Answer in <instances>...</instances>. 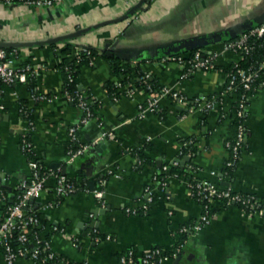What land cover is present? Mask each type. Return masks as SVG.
I'll use <instances>...</instances> for the list:
<instances>
[{
    "label": "crops",
    "instance_id": "crops-1",
    "mask_svg": "<svg viewBox=\"0 0 264 264\" xmlns=\"http://www.w3.org/2000/svg\"><path fill=\"white\" fill-rule=\"evenodd\" d=\"M141 1L63 0L51 7L0 1V47L8 49L16 67L31 64L37 68L31 76L35 93L27 82L1 88L0 219L7 200L14 199L20 183L32 175L20 144L23 133L28 132L36 157L81 186L56 204L55 180L48 177L45 190L32 203L47 220L43 235L50 236L53 249L78 263L121 264L120 255L129 249L138 256L154 247L170 251L179 240L180 228L200 218L203 204L190 197L185 176L168 179L147 215L126 213L127 207L144 202V189L156 175L159 161L173 164L190 156L184 167L193 171L194 179L222 185L229 182L234 192L264 200V88L249 99L246 148L233 177H228L223 173L230 155L226 142L235 130L231 119L219 118L222 111L229 112L236 95H224L221 108L191 114L182 113L183 108L165 97L161 100L164 119L156 113L140 118L138 103L146 99L145 90L139 87L133 97H111L109 85H117L125 77L115 72L112 62L99 58L94 66H83L77 78L81 89L101 102L99 117L80 128L81 142L90 146L82 156L69 160L68 129L80 123L83 113L64 96V74L57 55L60 49L70 45L74 56L80 47L109 48L112 56L120 59L146 58L149 60L141 68L156 78L160 88L179 91L189 99L209 98L223 93L226 68L240 56L223 52L216 69L197 70L182 78V67L163 59L165 52L196 38L214 34L224 38L244 25H252L247 30L252 29L264 15V0H147L131 12ZM224 43L217 41L203 49L222 52ZM180 52L187 55L190 51ZM38 95L47 98L36 99ZM19 99L27 100L32 109L31 129L21 116ZM106 132L112 133L110 138L92 145ZM189 137H195L198 152L180 157ZM146 142L151 143L146 155L156 164L138 169L132 150ZM100 143L98 151L87 153ZM97 161L103 165L90 175ZM89 181L95 184L91 186ZM92 187L102 188L103 201ZM211 212V222L188 237L180 260L162 264H264V216L249 215L238 205L225 206L219 201L212 202ZM55 225L64 230L53 232ZM94 231L111 235V239L97 241ZM2 260L0 252V264ZM16 264L35 263L22 258Z\"/></svg>",
    "mask_w": 264,
    "mask_h": 264
},
{
    "label": "built area",
    "instance_id": "built-area-1",
    "mask_svg": "<svg viewBox=\"0 0 264 264\" xmlns=\"http://www.w3.org/2000/svg\"><path fill=\"white\" fill-rule=\"evenodd\" d=\"M7 4L22 3L32 6L51 7L55 4L62 2L63 0H0ZM136 16L134 15V18ZM264 23L258 25L250 30L249 33H243L235 39L225 41L222 52H208L205 49H197L192 54H179L177 56L163 57L165 60H173L179 63L182 67V78L190 77L197 70L210 71L217 67L216 60L221 56L223 52L232 51L236 55L242 57L245 53H248L252 47L249 45L248 40L251 35H263ZM80 47L76 50L77 56ZM96 58L91 59L90 66L96 64ZM239 61V60H238ZM238 61L234 63L237 65ZM264 68V61L260 65ZM37 70L33 65L26 64L21 67H16L12 61L11 53L5 47H0V82L4 85H12L18 82H27L29 75H33ZM238 76L231 75L230 84L228 90L236 91L235 86L238 79L245 92L239 98V110L238 115L240 117H246V100H248L253 94V84L259 75V69L252 66L248 69H239L237 71ZM150 73L146 72V77H149ZM70 80L74 79L70 77ZM264 84V82H263ZM118 91L121 96L133 97L136 90L139 87H133L134 83L118 81ZM145 90L147 97L144 101L138 103L139 117L144 118L149 113L159 114L162 110L161 100L165 97L170 98L175 105L186 112L184 114H191L196 112L211 111L218 107H222L224 103L223 92L221 95H213L209 98H196L194 103L191 104L190 99L179 91H175L166 87L154 89L153 85L147 87H140ZM2 89L0 88V96ZM64 96L71 102H76L77 106L82 111V118L80 123L76 126H72L68 129L70 145L67 150V154L70 161L82 156L90 144H84L81 142L79 130L96 120V117L91 109V99H87L83 92L77 91L72 94L66 90ZM36 99H46L45 96H34ZM237 97V94H236ZM117 99V98H116ZM2 107V106H1ZM246 120L242 121L236 134L226 142V147L230 152L229 158L226 161V167H232L237 164L238 159L242 157L243 144L246 140ZM29 129L32 128L33 120L28 121ZM28 132L23 133L21 137V150L26 155H32L29 159V166L32 171L30 181H22L19 185L22 193L17 196V200L14 204L7 207L5 215L0 219V252L2 254L1 264H16L19 259L27 258L33 261L35 264H77L65 256L58 254L52 246V241L43 235L44 224L38 216V212L32 208L31 199H38L46 188V182L48 177H53L55 180L54 193L55 203L59 204L62 199L78 192L81 186L76 182L69 179L60 170H52L45 166V164L36 157L35 149L32 141L28 139ZM111 132L103 133L98 137L92 145L102 142L106 138H110ZM184 142V145H187ZM74 145H77L74 147ZM141 160L135 157V165L137 168L140 166ZM173 165H178V162H174ZM169 164L163 166V171L170 177H179L177 174H169ZM45 170L44 172H41ZM216 175V172H212ZM157 185L156 175L153 177L151 184H148L144 189V202L139 207H127L126 213L132 215H147L151 206L156 201L155 198L159 197L160 191H164ZM164 187L167 182H163ZM186 185L190 197L203 201V213L199 219L193 221L190 224L183 225L179 233L180 234H194L200 232L206 225L211 222L213 213L211 212V204L214 201H219L225 206L238 205L244 212L249 215L264 216V203H260L258 198L253 194H243L241 192H234L229 186L220 184L218 181L213 180H201V179H186ZM94 195L103 201L102 188L94 189ZM53 202V203H54ZM52 203V204H53ZM54 203V204H55ZM171 214V212H170ZM37 229V230H36ZM39 229V230H38ZM34 230V233L32 232ZM53 232L63 231L64 228L59 225L52 227ZM94 239L102 241L105 239H111V235H105V239H102L98 234V231H94ZM33 238V239H32ZM184 243H179L172 250L165 251L160 247H154L138 256L133 249H129L125 253H122L119 257L121 264H162L164 261L175 259L181 253Z\"/></svg>",
    "mask_w": 264,
    "mask_h": 264
},
{
    "label": "trees",
    "instance_id": "trees-1",
    "mask_svg": "<svg viewBox=\"0 0 264 264\" xmlns=\"http://www.w3.org/2000/svg\"><path fill=\"white\" fill-rule=\"evenodd\" d=\"M250 30L251 29L245 31V33H249ZM235 38H232V39H235ZM232 39H228V40H232ZM248 43L252 47V49L248 53H245L242 57H240L237 65L235 63H233L231 66L226 68L227 81H226L223 92L225 93V95H228L230 97H233L234 95L237 94V97H236L235 101L233 102L229 112L226 113V111H222L220 113L219 119H220V121H222L226 118H229L232 120V125H233L234 130H235L234 135L237 132V128H238L239 124L242 121L246 120L247 109H246V117H240L238 115L239 98L245 92V90L243 89L242 85L239 83L238 79H237L236 84H235V86L237 87V90L236 91L228 90L231 75L234 74V75L238 76L237 71L239 69H248V68L254 66V67L259 69V75H258L257 79L255 80V82L253 84V89L251 90L250 93L255 94L259 89L264 88V84H263V82H264V68L260 67L261 63L264 61V34L261 36L251 35L249 37ZM107 51H108V49H104V50L100 51L97 48L84 47L83 49L79 50V53L77 56L76 55L72 56L73 50H72L71 46L68 45L66 48L60 49L58 51V54H57L60 57L59 68L61 69V71L64 74V89H63L64 91L63 92H65L66 90L70 91L72 94H74L77 91L83 92V94L85 95V97L87 99H91L90 106H91V109H92L96 118L99 117L101 102L97 99H92L91 93H89V92L87 93L86 91L82 90L80 85L77 82V78L80 75L81 68L83 66H89L91 59L96 58V60H98L99 58H106L107 60L112 62L115 72L117 74H122L125 77L123 80V83H128L129 81L131 82L133 80L134 81L133 87H147L148 85L151 84V85H153L154 89L160 88L156 78L153 77L152 74H150L149 77H146V72L143 71L141 68V64L144 61L149 60V59L143 58V59H140L137 61L124 60V59H120L116 56L109 57L107 55ZM193 52H195V50L188 52V54H192ZM179 54H183V52L172 53L169 56H177ZM163 57H167V55H164ZM31 76L32 75L30 74L27 83H29L28 86H29L30 90H32L34 92L35 91V83L33 82V77H31ZM70 77H72L74 80L71 81ZM2 86H4V84H2L0 82V88H2ZM108 90H109L111 97H113V98H118L119 96H121L119 91H118V86L116 84H110ZM249 99L246 100V106H248ZM194 100L195 99H190V101H191L190 103L193 104ZM73 103L75 105L77 104L75 101ZM19 106H20V113H21L22 118L27 120V121L33 120V112H32V109L30 108L27 100L19 99ZM185 112H186V110L183 111L182 113H185ZM208 112L209 111H205L204 113H208ZM159 115L162 119H164L165 111L164 110L159 111ZM247 131H248V129L246 126V135H247ZM28 139H30L29 135H28ZM184 142H187L188 144L184 145L182 152L180 154V157H184L188 154H190L191 156L196 155V153L198 152V148L196 145L197 141H196L195 137H189L186 140H184ZM76 146L77 145H74V147H76ZM150 147H151V143L146 142V143H144V144L140 145L139 147L134 148L132 150V153L134 154V156L141 160V164L138 167V169H141L142 166L146 165L147 163H152L153 165L156 164V162L153 159H151L150 157H148L146 155V150H148ZM245 148H246V144L244 143L243 144V150ZM31 157H32V155L28 156L29 159ZM240 159H238L237 164L239 163ZM166 164H168V163L162 164V166L159 167V169L156 173V178H157L156 187H159L160 189H163V190L166 187V186L164 187L162 185L163 182H165V181L168 182V177H167L168 174L163 171V166ZM169 165H170L169 166L170 167L169 168V174H177L179 177L185 176V178L188 180L194 179L193 174H192L193 171H190L189 168L182 167L179 164L178 165L169 164ZM236 167H237V165L232 166V167H226V169L224 170L223 173L228 177H233ZM193 168H194V170L196 169L195 166ZM44 171L45 170H42L41 172H44ZM30 180H31V177L28 178L26 181H30ZM20 193H22L21 189L16 191V196L14 197V199H12V202L7 200V204L3 207V210H5V212H6V209L9 205L14 204V202L17 200V196ZM243 194H247V193H243ZM257 198L260 201V203H264L263 199H260L259 197H257ZM157 199H158V197L155 198V200H157ZM200 202L203 205L205 204V202H203V201H200ZM32 208L38 212V216L41 219V222L44 225H46L47 220L45 219L44 215L42 213H40L33 206H32ZM32 232L34 233V230H32ZM95 235L96 234H93V236H95ZM99 235L101 236L102 239H105V235H101V234H99ZM189 236H190L189 234H183V233L180 234L179 233V240L176 243V245H178L181 242L183 243L185 240L187 242V239ZM49 237L50 236L47 235V238H49ZM185 244L186 243H184V246H185ZM61 256H63V255H61ZM76 263L77 264H83V263H78V262H76Z\"/></svg>",
    "mask_w": 264,
    "mask_h": 264
},
{
    "label": "water",
    "instance_id": "water-1",
    "mask_svg": "<svg viewBox=\"0 0 264 264\" xmlns=\"http://www.w3.org/2000/svg\"><path fill=\"white\" fill-rule=\"evenodd\" d=\"M147 1V0H142L138 5L135 6V8H133L131 10V12H134L136 10H138V8H140L143 3ZM262 23H264V15L258 17L255 21V24L256 25H261ZM252 25H244L242 27H238L237 29H235L234 31H230L226 37L223 38V36L221 35H218V34H214V35H210L208 37H204V38H196V39H192V40H188V41H185L183 43H181L178 47L174 48V49H169L165 52V55H170L172 53H179L180 51H193V50H197V49H203L204 47L210 45L211 43H214V42H217V41H227L228 39H232V38H235L241 34H243L248 28H251ZM108 49L107 51V54L109 56H112L113 53L110 52L109 48H106ZM101 147V143L97 145V147H91L88 149L87 153H91L92 151H98ZM191 159L190 156H187L184 160H178V162L181 163V166H185L186 163ZM99 163H102L100 161H97V167L95 168V171L92 170L89 174L92 175L93 172H96L98 169H100V166L103 165L102 164H99ZM158 164V167H160L162 165V162H157ZM101 176H103L101 174ZM95 182L94 181H89V185H94ZM229 182H226L224 185L226 186H229ZM91 189L94 190V187H92ZM10 202H12V199H10ZM31 203H34L35 200L34 199H31L30 200ZM180 260V255L177 257L176 259V262H178Z\"/></svg>",
    "mask_w": 264,
    "mask_h": 264
},
{
    "label": "flooded vegetation",
    "instance_id": "flooded-vegetation-1",
    "mask_svg": "<svg viewBox=\"0 0 264 264\" xmlns=\"http://www.w3.org/2000/svg\"><path fill=\"white\" fill-rule=\"evenodd\" d=\"M182 252V251H181ZM180 255V254H179Z\"/></svg>",
    "mask_w": 264,
    "mask_h": 264
}]
</instances>
